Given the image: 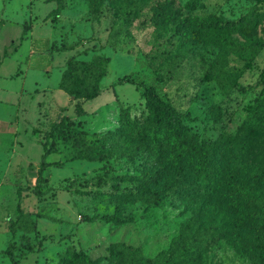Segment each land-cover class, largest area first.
<instances>
[{
    "label": "rangeland",
    "instance_id": "obj_1",
    "mask_svg": "<svg viewBox=\"0 0 264 264\" xmlns=\"http://www.w3.org/2000/svg\"><path fill=\"white\" fill-rule=\"evenodd\" d=\"M5 41L2 110L19 134L5 142L0 250L14 240L20 264H110V245L125 242L152 258L174 244L182 253L178 239L192 221L190 242L219 229L228 236L194 245L191 264H264L263 189L247 195L253 219L240 222L173 189L149 205L136 194L151 160L139 143L109 134L122 106L133 120L149 117L142 91L154 85L192 133L245 143L250 170L264 172V0H0ZM103 68L101 94L77 116L62 83L89 87ZM63 116L74 129L48 140ZM47 140L56 146L47 160L57 164L35 194ZM0 264L11 261L0 253Z\"/></svg>",
    "mask_w": 264,
    "mask_h": 264
},
{
    "label": "trees",
    "instance_id": "obj_2",
    "mask_svg": "<svg viewBox=\"0 0 264 264\" xmlns=\"http://www.w3.org/2000/svg\"><path fill=\"white\" fill-rule=\"evenodd\" d=\"M191 10L197 8V4L190 6ZM126 21H132L133 15L126 14ZM75 64H70V69ZM106 70L95 79L91 86H69L62 83L61 89L74 97L77 101L75 113L82 116L86 113L83 102L98 97L101 92L100 80L105 76ZM82 85V83H80ZM142 97L145 100L149 117L145 120H133L129 113V107H121L119 114V126L110 136L124 135L127 139L139 143L140 148L147 154L152 165L145 178L137 189V200H142L149 205L153 204L155 195L175 190L182 198L193 196L192 200L202 203L203 207L210 204L213 211L226 214L227 218H235L236 221L253 219L252 202L247 200V195L253 190H264V172L250 170L249 147L244 143L241 147L237 143L223 138L212 141L192 133L178 114L174 106L165 101L159 95L154 85L144 86ZM67 126L74 129V120L63 116L60 121L51 124L48 140ZM86 135L80 130L77 134ZM44 143V153L41 157L38 178L33 188L35 194H40V183L46 182L43 176L45 170L56 165V162L48 161V157L56 151L54 142ZM242 149V151H241ZM174 178H179L177 181ZM170 179L172 181H170ZM163 182L159 183L160 181ZM134 194H126L130 197ZM133 197V196H132ZM20 199L18 210H21ZM210 209V208H209ZM192 221L183 229L178 242H183V252H176L178 245L174 244L168 251L148 258L141 253L140 248L125 242L113 243L109 247L110 264H191L192 247L197 245L200 250L218 239L227 238L228 234L219 229L212 234L202 236L201 242H190L187 235L192 232ZM12 236L15 228H10ZM13 239V237H12ZM17 244L11 240L4 253L11 264H20L15 250Z\"/></svg>",
    "mask_w": 264,
    "mask_h": 264
},
{
    "label": "crops",
    "instance_id": "obj_3",
    "mask_svg": "<svg viewBox=\"0 0 264 264\" xmlns=\"http://www.w3.org/2000/svg\"><path fill=\"white\" fill-rule=\"evenodd\" d=\"M9 41V40H8ZM6 42H0V49L2 51L6 50ZM1 50H0V53H1ZM7 51V50H6ZM34 55V52L31 51V54H30V58H32ZM0 57H1V54H0ZM29 66L31 67H34V63L33 61H30V64ZM2 67V63L0 61V68ZM29 74L32 72H36L37 69H29ZM24 90V88H22V91ZM6 88L3 87V86H0V153H1V141L4 143L3 144V147H5V142H6V139H7V136L10 135V136H18L19 132H18V128H19V125L15 122H12V120L8 119V117H6V114H5V110H2V108L5 107L6 105ZM21 93V92H20ZM21 95V94H20ZM68 117V116H67ZM6 147L4 148V156L3 158H1V155H0V173L5 171L6 170V166H7V151H5ZM7 150V149H6ZM3 164V169H1V165ZM5 249L3 250H0V253H2L4 256H6V254L4 253ZM5 259V258H4Z\"/></svg>",
    "mask_w": 264,
    "mask_h": 264
}]
</instances>
